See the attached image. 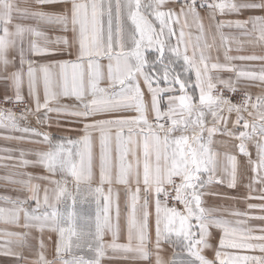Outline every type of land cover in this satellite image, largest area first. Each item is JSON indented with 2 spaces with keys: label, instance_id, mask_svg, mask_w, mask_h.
<instances>
[{
  "label": "snow or ice",
  "instance_id": "6c2138e0",
  "mask_svg": "<svg viewBox=\"0 0 264 264\" xmlns=\"http://www.w3.org/2000/svg\"><path fill=\"white\" fill-rule=\"evenodd\" d=\"M22 3L23 8L16 0H0V105L20 110L17 115L13 108L0 107V130L8 133L0 138L46 148H3L0 152L8 155L0 160H12V153L19 151L21 167L42 166L49 175L3 178L29 195L0 197L12 205L0 207V222L26 230L0 235L14 237L23 248L27 230L35 228L43 250L44 231L58 233L57 259L49 261L41 251L32 264H104L117 259L264 264V227L247 226V220L264 221V215L231 211L229 215L246 217L233 222L218 215L221 209L206 207L204 200L223 196L213 190L218 185L236 188L247 168L254 173L248 198L264 202V187L252 195L255 184L264 185V66L254 70L233 63L264 62V55H232L230 45H239V37L224 32L237 29L240 36H254L264 44V0ZM225 16L237 18H220ZM45 29L64 35L51 41ZM52 43L58 47H50ZM221 73L232 75L224 78ZM251 87L261 93L253 96ZM29 116L38 125L57 129L64 127L61 119L67 120L79 125L69 129L77 135L54 138L21 126L19 121ZM216 145L225 149L223 167ZM28 155L37 159L28 160ZM57 174L63 179H53ZM69 178L74 190L67 187ZM34 180L54 186L43 188L42 201L41 185ZM114 184L124 186L123 209ZM29 200L36 204L32 211L25 207ZM42 206L46 210L38 214ZM248 207L264 212V203ZM213 229L221 233L216 244ZM122 235L126 243L120 242ZM165 245L172 248L169 259L163 255ZM0 256L12 257L16 264L26 259L11 247H0Z\"/></svg>",
  "mask_w": 264,
  "mask_h": 264
},
{
  "label": "crops",
  "instance_id": "0c3cea01",
  "mask_svg": "<svg viewBox=\"0 0 264 264\" xmlns=\"http://www.w3.org/2000/svg\"><path fill=\"white\" fill-rule=\"evenodd\" d=\"M17 3L20 4V7L23 8L24 4L22 3V0H16ZM247 14L241 15L239 18L244 19L246 18ZM221 19H236L237 17L235 16H225V17H220ZM15 22L22 23V24H32V21H21L17 20ZM206 27L208 24V21H204ZM46 35L49 40L55 41L57 37L64 35L62 32L56 29H45ZM224 32L226 35H231V36H237L239 37V45L235 42L231 43V48H232V55H264V44H261L256 41L255 37H244L240 36L239 30L237 29H224ZM217 43H219V38L217 37ZM50 47H58L55 43H52L49 45ZM239 46V51H237V48ZM213 57L217 55L216 51H212ZM221 56V62H223V55L222 52L220 53ZM61 58V57H57ZM67 59L68 57H62ZM74 58V57H73ZM235 65L238 67H244V68H251L254 70H259L262 66H264V62L260 61H234L233 62ZM221 75L224 78H227L228 76L232 75L230 73H221ZM253 96L260 94L261 89L259 87H251L248 89ZM64 104H73L74 102L71 100H64L62 101ZM165 105L162 104V108ZM234 115V114H233ZM56 115L52 114V123L55 125L56 122ZM251 120V118H249ZM211 120V117H209V121ZM64 127L61 129H57L55 126L52 128H49L47 125H38L36 123V120L34 117L29 116L28 121L21 120L19 121L21 126H31L34 128H37L41 132H49L51 135L56 138L60 136H67V137H76L77 133L73 131H69V129L73 127H79V125H73L67 120L61 119L60 121ZM8 133H5L3 130H0V136L2 135H7ZM12 135H21L20 133H12ZM33 139H38V138H33ZM216 139H225L227 140V137H217ZM234 143V142H233ZM3 148H10V149H24V150H37V149H43L46 148V145H38V144H32L28 142H21L17 140H5L0 138V149ZM216 150L221 152V156L219 158V162L221 167H223L227 162L224 160L223 153L225 151L224 148L220 147L219 145L215 146ZM98 151V149H97ZM250 151L253 152V156H255V149L254 147H250ZM7 153L0 152V156H7ZM13 159L12 160H0V197L3 196H10L12 198L20 197L24 198L27 197L29 194L26 191H21L20 188L21 186L19 184H12L9 183L7 180L3 179L4 177H10L13 180H26L27 176L23 175L24 173H30L33 176H48L49 173L42 167V166H28V167H21L19 165V151H14L12 153ZM117 153L115 150L113 151V158L114 162L116 160ZM28 160H36L37 157L33 155H28L25 157ZM131 159V157H129ZM238 159L241 160L243 163L244 158L243 157H238ZM6 165V166H5ZM99 160L98 156L95 161V169L94 171L97 174L98 177V172H99ZM254 176V173L251 172V170L245 168L243 169V176L241 179L238 180V184L236 188H229L227 187V184H222L216 186L215 189L213 190H218L223 194V196H205V206L206 207H215L218 209H221L222 211L218 213V215H222L223 218L231 220V221H236L237 219H246V217H235L232 215H229V212L231 211H239L241 213H247L249 216H260L264 215V212L259 211L258 209H250L248 205L253 204V205H259L261 203H264L260 200L257 199H249V189L247 188V185L250 182V179ZM53 179L61 180L63 177L60 174H57ZM33 183H38L41 185V201L43 200V188L44 187H54L53 185H49L47 181L43 180H34ZM94 186H95V181H94ZM69 189L74 190L75 185L72 182L71 178H69V183L67 185ZM82 187H84L82 185ZM107 188V186H105ZM114 189L116 192H118L119 197H120V204L121 208L123 209V204L125 200V189L124 186L119 185V184H114L113 185ZM264 187V185L260 184H255L254 188L255 191L252 192L253 196L259 195L261 188ZM0 207H5V208H11L12 205L5 203L4 201L0 200ZM25 207L28 208L29 211H32L33 209L36 208V204L34 201L29 200L28 204L25 205ZM60 208L61 211H65L64 205L60 204L57 206ZM81 207L78 205V208ZM84 211L88 214H94V209L89 210L87 206H83ZM45 207H41L38 210V214L43 213L45 211ZM226 210V211H225ZM50 211V209H48ZM21 219L23 220V215L21 214ZM247 226L253 227V228H261L264 227V221L257 220V219H249L247 220ZM8 231V232H24L26 231L23 228H16L10 224H5L0 222V233ZM30 235L27 237V246L26 247H19L18 242L14 237H5L3 235H0V247H11L13 251L15 252H20L26 259L22 262V264H32L33 261H36L39 259V254L41 251L44 252L45 257L49 261H55L57 259L56 257V243L58 241V233L56 232H50L47 229L44 231L42 234V238L45 243V248L42 250L39 246V241L41 238V233L37 231L35 228L28 229L27 230ZM214 236L216 239L213 240V243L216 244L218 243V238L221 235L219 230L213 229ZM259 234V233H257ZM106 239H108L106 237ZM9 241L11 243L9 244ZM121 243H126V238L122 235L121 236ZM165 252L163 253L165 259H169L172 254V248L169 247L168 245H165ZM205 254L209 257H213V253L211 251H206ZM0 264H16V261L12 257H5V256H0ZM104 264H143L142 261L138 260H122V259H117V260H112V261H105Z\"/></svg>",
  "mask_w": 264,
  "mask_h": 264
},
{
  "label": "built area",
  "instance_id": "2783aa9c",
  "mask_svg": "<svg viewBox=\"0 0 264 264\" xmlns=\"http://www.w3.org/2000/svg\"><path fill=\"white\" fill-rule=\"evenodd\" d=\"M235 98V97H234ZM0 107H2V108H13V110L14 111H16L17 112V115H19V108H15L13 105H11V104H3V105H0Z\"/></svg>",
  "mask_w": 264,
  "mask_h": 264
}]
</instances>
